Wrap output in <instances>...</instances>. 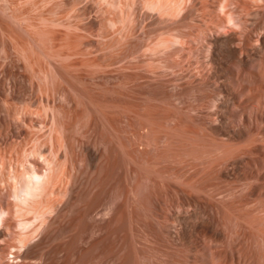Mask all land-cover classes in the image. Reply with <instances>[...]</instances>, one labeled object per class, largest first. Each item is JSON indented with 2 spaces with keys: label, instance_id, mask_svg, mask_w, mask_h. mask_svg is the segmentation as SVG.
<instances>
[{
  "label": "rangeland",
  "instance_id": "1",
  "mask_svg": "<svg viewBox=\"0 0 264 264\" xmlns=\"http://www.w3.org/2000/svg\"><path fill=\"white\" fill-rule=\"evenodd\" d=\"M195 1L196 9L189 10L176 26L188 34H183L187 47L172 57L168 54V61L165 51L152 47L165 31L175 29V23H163L157 12L147 10L145 0H0V212L5 209L8 213L0 214L4 219L0 231L5 232L7 225L14 230L17 218L32 220L34 215L26 213L36 210L35 206L53 207L45 231L33 241L45 255L43 264H123L126 258L130 264H145V258L152 260L149 264H208L212 260L217 264H264V248L248 223L264 217V210L254 205L259 198L253 189L229 200H237L238 205L249 203L245 207L218 211L206 204L214 201H209L210 192L195 191L200 203L188 205L171 187L179 183L184 169L188 171L182 178L196 173L197 185L208 186L210 191L236 184L214 173L201 174L192 161L182 167L167 163L168 169L164 164V171L160 165L153 168L164 176L157 171L153 176V171L137 167L133 161L132 132L146 123L145 117L136 118L137 112L151 109L163 114L165 109L166 116L178 115L179 99L186 107L197 106L199 98L213 94V87L202 86L212 72L222 78L217 80L219 84L233 86L237 80H246L254 85L257 81L251 75L254 66L239 69L222 54L213 66L207 64V51L217 30L206 4L215 8L220 0ZM245 3L253 16L246 15L250 16L245 18L248 24L242 28L247 31L249 27L252 48H259L264 7L254 16L252 0ZM243 32L229 30L221 36L242 39ZM171 90H178V98L168 96ZM226 94V103L231 104L228 111L236 114L233 96ZM145 105L150 107L142 112ZM205 112L190 127L203 126ZM158 121L151 120L160 125ZM262 126L255 124L252 130L259 134L263 129L262 134ZM50 168L58 177H52L57 178L55 183L52 173H46ZM33 173L48 177L45 187L50 178L54 187H48L49 193L43 185L35 187L34 193L35 185L25 184ZM31 185V192H25L27 188L24 195L20 192L22 198L26 194L31 199L32 193L37 197L39 191L47 196L39 194L32 203L27 197V206L17 202L21 186ZM138 187L142 188L140 196ZM178 201L185 207L178 208ZM109 207L116 213L106 216ZM18 209H24L21 212L29 218ZM15 212L23 216L16 218ZM177 214L182 217L179 222L175 221ZM217 233L223 238H217ZM15 236L0 240L7 264L21 263L10 254Z\"/></svg>",
  "mask_w": 264,
  "mask_h": 264
},
{
  "label": "bare ground",
  "instance_id": "2",
  "mask_svg": "<svg viewBox=\"0 0 264 264\" xmlns=\"http://www.w3.org/2000/svg\"><path fill=\"white\" fill-rule=\"evenodd\" d=\"M218 2H219V0H218ZM207 3L209 4V1ZM196 4L197 3L195 0H145L144 5L146 6L147 10H149L150 12L154 11V13L157 12L159 14L161 21H163V23H164V21H165V24L166 23L168 24V21H169V23H170V21H173V23H175V25H174L175 29L169 31L168 30L169 28H168L167 30L169 32L165 31V33H167V34L163 35V36L161 35L162 37L160 36L158 41H156L155 48L152 47L153 50H159L160 49V50L165 51L166 56L164 58H166L168 54L172 57V55L178 54L181 50H183L184 46L187 47L185 45V43L186 42L188 43V41H187L188 39L185 37L188 34H186L185 32L182 33V31H183L182 28L179 27V28H181V30H182L181 31V30H179V28H176V26L181 21L186 19V15L188 14L189 10H192V9L195 10L196 9L195 8ZM246 4L247 3H245V0H220V2L217 4V6L215 5L216 6L215 8L211 5L206 4V8H208V11H209L208 15L213 18V20H211V21H214V23L212 22V24L213 25L215 24L214 26H215V29L217 30L216 35H213V37L210 36V37H212V39H211V43H210L211 46H210V48H208V51H207V64L209 66H213L214 63H217V59H219L218 56L222 54V55L226 56L230 61H232L236 67H239V69H246L249 66H254L255 70L251 74L252 78L257 80L254 85H251V83H249L246 80H244L243 82H241V81L237 82L239 80H237V81L234 80L235 82H234L233 86H230L228 84H226V85L219 84V83H217V82H219V81H217L220 78L219 75L216 72H212L209 74L208 80L205 81L202 84V86L203 87H213V94L209 95V97H207V98H205L206 96L203 98L202 97L199 98L200 101H199V103H197V106L186 107L185 104L183 102H181L179 99V102L177 103V106H178L177 108H179L180 113L178 115L166 116L168 113L165 114V112H167V111H164L165 109H163V112H164L163 113L164 115H163L160 112H152L150 108H149L150 110H147V112L145 113L144 111L146 109H148V107H150V105H152L150 103H148V104H150L148 107H146V105H145V109L143 108L144 109L142 111V112H144L143 114H141L140 112L136 113L137 119H140L143 116V117H145V121H146L145 125L142 124L143 126H141V127H136L135 129L132 128V129H134V131L132 132V136L134 138L133 153L135 154L133 161L137 167H140V168L143 167V168H145L146 171H151V172L153 171L152 174H154L155 169H153V168H155V166L160 165L159 168H162V170H163V167L167 166V163H168V165H169V163H173L174 165L177 164L178 166H181V165L185 166V163H187L188 161H190L188 163H191V161H192L193 163L194 162L197 163L196 168H198V167L201 168V174H205V175L211 174L212 175L214 173L220 179L233 180L235 182L234 184H236V185L240 184L237 186L236 185L235 186L230 185V186H232V187L229 186L230 188H227V187L221 188L220 187L219 191H213V190L210 191L209 189H207L208 186H205V185L202 186L203 184L201 185L199 183H198L199 185H197V183L195 181L198 180L199 178L194 180L195 177L198 176V174H196V173H193L191 176L187 177L186 179L183 177L184 178L183 179L182 175L184 174V171H186V170L188 171V169L185 170L183 167L184 171H182L183 169L181 170L182 171L181 173H183V174L181 175V177L179 176L180 177L178 179L179 183L176 185L171 184V187L174 189L175 195L177 197H179L180 200H185V202L188 205L200 203V199L193 195V192L195 191V193L210 192V193H208L210 196L209 201L211 202V199L214 201L211 203L208 202L206 204L208 206L212 207L213 209L218 210V211H222L224 208L229 209V210L234 209L237 206H244L245 207V206H249V203L245 204V205H240V203L243 202L242 201L238 205L237 203H235L237 200H234L235 202H232V201L235 197L238 196V194L245 193V192L251 191L253 189V191H255V193H257L258 198H259L258 203H254L255 207L261 208L264 210V199H263L264 198V132L261 134V132L263 131V129H262V131L260 133L258 132L259 134H256V132L252 130V127L255 124H257V126H259V124L260 125L263 124L262 128H264V18H263V20L261 19L262 24H260V25H262V27L261 26H260L261 28L258 27L262 31L260 38H259L260 47L259 48H257V47L252 48V44L250 43V40H249L251 34H249L247 32L249 27L248 28L246 27L247 31H244L245 29H243L248 24L245 21V18L247 19V17H248L246 15H248L250 13V11L248 12L249 8H247V11H246ZM252 4H253L252 7L254 8V10H256V11H254L255 12L254 16H257L258 14L260 15L262 13V10L259 11V9L264 7V0H252ZM247 6H248V4H247ZM197 7H198V5H197ZM217 10H218V13H217ZM221 12L224 14H222ZM219 13H221L224 16H221ZM256 13H257V15H256ZM250 16H253V15H250ZM205 17H206V15H205ZM261 17L262 16H260V18ZM263 17H264V15H263ZM211 29H210V31H211ZM240 29H242V31H240ZM229 30H232L235 34H239L240 32L244 31L242 33L243 35L241 34V36H243V38L239 39L236 35H233V36L227 37V38H224L221 36L222 33H225L227 31L229 32ZM32 31H33V29H32ZM212 31H211V33H212ZM219 31H222V32H219ZM43 32H45V31H43ZM184 33L186 34L185 36L183 35ZM214 33H216V32H214ZM37 34H39V33H37ZM29 35H31V34H29ZM185 39H187V40H185ZM158 52L159 51H157V53ZM170 56H168V57H170ZM168 57L166 59H168V61H169V59L171 57L170 58H168ZM167 65L170 66V64H167ZM171 69H173V68H171ZM221 79L222 78H220V80ZM167 86H169V85H167ZM175 87H177V86H175ZM171 91H170V94L169 95L167 94V95L170 96V98L172 100L175 98H178V96H179L178 90L177 91L173 90L172 92ZM226 93H230V95L232 94V96H233L234 105L237 106V108H238V111L236 114H232L228 111V107L231 104H229V102L226 103V100H225V97H226L225 94ZM206 100H208L207 101L208 105L206 106V108H204L205 107L204 104H205ZM204 110L206 111L205 112L206 116L203 115V116H205V118H203L204 119L203 122L200 119L201 120L200 125L202 122L203 126H201L199 129L192 128L193 126L190 127V125H191L190 123L193 122V124H194L196 119L198 117H200L199 115L203 114L200 112L201 111L204 112ZM135 112H134V114H135ZM173 113H175V112L173 111ZM175 114H177V112ZM153 119L159 120L158 122H160L161 124L155 125L153 122H151V120H153ZM139 121H141V120H139ZM142 121H141V123H142ZM164 122L167 124V127L162 124ZM141 123H139V124H141ZM132 146H133V144H132ZM110 149L112 150V148H110ZM113 152L114 151H112L110 153H113ZM128 152L130 153V150ZM130 156H129V158H130ZM90 157L92 159L95 158V154L93 152H91V150H90ZM49 162L51 165L52 164L51 161H49ZM193 163H191V164H193ZM53 164H54V162H53ZM164 164H165V166H163ZM48 166H49V163H48ZM32 168H34V167H32ZM51 168H50V170L48 169V171H46V173L48 172L51 175V173H52ZM143 168H142V170H143ZM171 168H172V165H171ZM35 169H33L32 171H35ZM167 169H168V166H167ZM177 169L178 168H176V170ZM245 169H247V170H245ZM158 170H160V169H158ZM158 170H156V171L158 172ZM176 170H175V172H176ZM193 170H192V172H193ZM52 171L54 172L55 169ZM198 171H199V169H198ZM137 172H139V170H137ZM44 173H45V171H44ZM48 173H47V175H48ZM54 173L56 174V172H54ZM54 173H52V176L50 178H51V182L54 181V183H55V181L58 177L56 175H54ZM158 173H160L159 176L160 175L164 176V175H162L163 173L162 174H161V172H158ZM187 173L191 174L190 171ZM33 174H35V173H33ZM39 174L32 175L33 177L31 176V180H33V181L30 180V182L29 181L26 183L24 182L27 185L33 183L35 186H33V187H32V185L30 187L21 186L22 190L17 191L18 193L13 189L14 192H16L18 194V195H16V194L15 195L20 197V198L18 197L20 200L18 199L17 202L20 201L21 202L20 204L25 202V206H27L26 201H27L28 196L26 194H25V196H26L25 198H22L20 196L21 193H23V195H24V192H22V191H24L23 190L24 188L28 189L25 191L27 193L30 191V189L33 188L34 193H35V191L38 188L40 189V187L42 185L45 187V185L47 183V182H45V180L48 179V177L46 178L45 175H39ZM27 175H28V173H27ZM176 175H174V176H176ZM200 175H199V177H201ZM54 176L57 177L55 180H53L54 178H52ZM153 176H157V174L156 175L154 174ZM165 177H166V175H165ZM165 177H164V179H165ZM50 178H49V181L47 184L48 186L45 187L46 189L42 187L46 191H47L49 186L51 188L54 187V186L52 187V185H54V183L49 184ZM152 178H154V177H152ZM166 178H168V177H166ZM177 178H178V176H177ZM209 178H211V177H209ZM23 181H24V179H23ZM34 181H35V183H34ZM153 182L155 183V181H153ZM22 184H23V182H22ZM140 186H142V185L139 184V187ZM18 187H20V186H18ZM35 187H36V190H35ZM50 187H49V189H50ZM139 189H136V191ZM141 189L139 191H137L138 192L137 194H139L138 196L141 195V192H140ZM45 190L42 192H46ZM49 191H47V193H49ZM14 192H13V194H14ZM34 193H32L33 197L31 199H30L31 196L28 197V202L30 199V202L32 203L31 200L34 197L36 199L37 197L40 196L39 194H41V192L39 191V194L36 197L37 193L36 194H34ZM45 194L43 193L44 196H47ZM43 195H42V197H43ZM133 195H135V198L138 197L136 195L135 191H134ZM45 198H44V200H45ZM35 199H34V201H35ZM40 199H39V201H40ZM139 200H140V198H139ZM229 200H232V201L230 202ZM225 201H227V202H225ZM137 202H139V201H137ZM29 203H28V206H29ZM36 203H38V201ZM33 204H34V202H33ZM171 204H172V202H171ZM34 205H36V204H34ZM32 207L33 206L29 207V209ZM40 207H42V206H40ZM44 207H45V209L43 207L39 209L37 206H35L36 210H32L33 212L26 213V214L32 213L34 215V218H32V220H30V219L28 220V219H24V218L18 219L17 217L19 215H21V217L23 215H24L23 217L28 216L27 218H29V215L24 214L25 212H23V213L21 212L25 208L21 211H19V209H20L19 208L17 211L21 212L23 215L19 212H15V213H17L16 218H17L18 222H17V226H15L14 230L12 228L13 225L12 226L11 225H7V226L3 225L4 226L3 229H6V230H5V232L0 231V240L2 238L4 239V237L6 239L7 238L6 236L13 238V236L16 235L14 238L15 245L10 246V249L13 250V252H10V254L13 255L14 261L20 260V262H21L20 264H43L45 255L41 254L40 251L37 250V248L39 246L38 245L34 246L33 241H35V239H37L39 237V235L41 233H43V230L45 231V228L47 227V223H46V227H44L45 222L48 221L47 219H48L50 214H51L50 217H52V213L54 214L53 207L52 208H51V206H49V208H47L46 206H44ZM183 207H185L184 203L182 201H178V208H183ZM35 208H33V209H35ZM106 210L108 212V213L106 212L107 213L106 216L108 214L110 215L111 213L112 214L116 213V211L114 210L113 207H109ZM1 213L4 214V216L8 215V213L6 212L5 209H4V211L2 210L0 212V214ZM5 213H7V214H5ZM1 217H0V225L3 224L2 221L4 222V219L1 220ZM109 217H111V216H109ZM19 218H20V216H19ZM260 219L256 218V219L249 221L248 223L250 225V228L253 231V234L260 239L261 242L259 244H262V246L264 248V217L260 218ZM181 220H182V217L180 215L179 216H178V214L175 215V221L176 222H179ZM207 226L209 227V229H211V225L209 223H207ZM215 236L217 238H223L221 233H217ZM9 237L7 239H9ZM5 242H8V240ZM12 244H14V243H12ZM5 247H4V249H5ZM2 249L3 248L0 245V264H7L4 262L5 260H7V258L5 259V257L3 256V255H7V252H6V254H4V251ZM128 259H130V258H126L123 264H130V261ZM144 262H145V264H149L152 262V260L145 258ZM263 262H264V260H263ZM208 264H217V263L214 260H212V261H208ZM222 264H224V263H222Z\"/></svg>",
  "mask_w": 264,
  "mask_h": 264
}]
</instances>
